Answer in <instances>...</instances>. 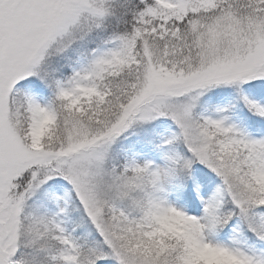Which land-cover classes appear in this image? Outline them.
Segmentation results:
<instances>
[{"label": "snow or ice", "instance_id": "6c2138e0", "mask_svg": "<svg viewBox=\"0 0 264 264\" xmlns=\"http://www.w3.org/2000/svg\"><path fill=\"white\" fill-rule=\"evenodd\" d=\"M0 264H264V0H0Z\"/></svg>", "mask_w": 264, "mask_h": 264}]
</instances>
